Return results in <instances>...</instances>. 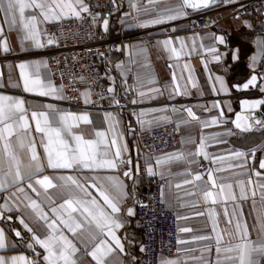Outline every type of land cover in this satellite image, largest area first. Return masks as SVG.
I'll return each instance as SVG.
<instances>
[{
    "label": "crops",
    "instance_id": "1",
    "mask_svg": "<svg viewBox=\"0 0 264 264\" xmlns=\"http://www.w3.org/2000/svg\"><path fill=\"white\" fill-rule=\"evenodd\" d=\"M90 2L91 0H84L87 6ZM121 2L123 3L122 9H119V2L115 0L99 17V26L102 31L109 32L113 36L121 34L130 36L122 48L113 52L109 57L119 77L114 83L108 81V89H113L111 94L119 101V104L116 103V109L103 111L71 109L67 105L64 89L62 94L65 99H56L53 96L42 97L24 91V81L19 68L21 63L29 65L26 72L34 75L38 71L45 82L50 77L55 87L60 89L61 85L53 81L48 65L44 66V63L47 64V59L41 50L45 46L38 48L34 41L24 40L25 33L22 25L18 21L10 28L3 19V12H0V26L4 29L3 39H0V57L11 54L18 57L15 60L8 59L4 62L0 59V95L24 100L29 118L32 111H46L47 109L42 106L48 104L77 115L86 113L90 116L91 124L81 122L78 128L73 129L75 133L83 134L88 139L102 140L101 147L108 144L111 152H114L116 147V145H111L113 138L116 139L117 145H127V151L123 153V156L131 160L129 163L132 172L131 179L118 173L117 169L98 172L84 169L76 172L46 168L39 177L48 175L57 184L60 182L56 180V177L60 175L93 176L101 183H106L107 178L111 177L127 186L125 191L128 196L120 202V216L127 223L117 230V234L121 236L128 255L110 257L109 264H138L136 259L141 254V234L134 225L137 207L131 198V191L143 192L146 176L166 179L163 198L168 207L177 210L180 241H184V243H179L178 254L162 256L159 264L165 260L176 259L185 261V264H236L234 259L226 258L227 256L235 257L236 253L225 252L226 247L235 246L240 242L237 239L238 232L235 227L237 216L234 215V209L239 213L241 222L246 224L251 239L257 243L264 240V232H258L259 226L264 224V188L261 187L264 185V169L258 167L259 163L264 160V113L262 112L264 104L254 108L250 106L254 101L264 100V92L258 90L259 77L256 73L262 60L260 53L264 50L263 35L258 30V24L251 18H234L232 13L235 8L229 5L231 3L228 0H221L215 5L217 9L211 17L215 31L203 29L195 32L188 30V14L185 8L181 9V0H154L152 3L149 0H121ZM170 9L172 12L182 10L186 15L163 24L150 23L158 16L172 14L169 12ZM73 18L76 16L68 15L60 20ZM104 19L108 20L107 30L103 27ZM57 21L42 22L38 25V38L44 45L48 41L47 27ZM144 24L148 26H142ZM140 34L151 36L154 42L152 44L143 43L139 38ZM226 35H229V38ZM220 36L224 37L225 44L218 42L217 38ZM166 39L172 40V47L179 55L163 46L162 42ZM4 40H7L11 48L9 53L2 51ZM181 41H183V46H181ZM211 48L218 49V52L209 51ZM237 49L239 50L238 60L233 58ZM224 53L227 55H222L220 61L214 59L216 55ZM253 57H256L255 61ZM37 61L41 62L38 69L34 63ZM252 75L258 77L256 85L244 89L243 84ZM216 77L223 78V87ZM176 85L180 86L179 89H176ZM153 89H158L159 92L152 91ZM141 92L144 93L143 96L140 95ZM82 95L84 104L90 105L91 97L86 88L83 89ZM86 99L88 103H85ZM245 101L249 104L246 105ZM187 108H191L198 119L194 120L189 117ZM140 113L144 115L141 116ZM49 114L52 115L51 112ZM238 116L241 118L239 121L241 125L246 123L251 125L249 131L236 127ZM214 119L217 120L216 124L211 123ZM172 120L179 125L182 144L176 149L147 157L145 160L146 173H143L139 161L135 159L139 151L137 133ZM257 120L261 123L257 124ZM34 123L30 118L32 128L29 129L27 135L23 136L24 147L20 146L17 139L20 135L19 131L10 138L13 149L24 163L28 162L30 155L27 147L29 135L37 140V151L43 155V148L38 143L40 134L34 131ZM97 131L104 132L105 136L96 137ZM202 140L205 143L208 158L199 155L190 156V153L198 150ZM0 147H2V142H0ZM254 148L258 151L255 161L248 154L246 167L230 166L239 163L233 155L235 152H245ZM180 153L184 154L183 159L168 158ZM158 159L162 163L157 164ZM148 167H152L154 175L148 173ZM209 170H212V176L215 177L217 185H225L223 192L219 187L212 186L208 177ZM256 171L261 172L260 177L255 176ZM195 174H200L203 179L195 181ZM249 178L251 183L248 182ZM185 180H193V183L185 184ZM240 181L245 182L246 199L239 198ZM32 183L35 184L34 181ZM228 184L232 185L231 192L236 196L235 200L229 195ZM20 187L25 191L19 192L16 188H12L0 193V209H3L5 203L14 208L11 213L5 212V215H10L12 219L0 220V227L5 229L6 242L9 245L16 244L15 248L0 250V255L5 257L25 255L29 260L36 261V264H47L42 258L46 254L43 248L35 245V252H33L25 247V242L33 243V240L31 234L23 230L19 220L22 217L37 230L38 235L43 236L45 232L43 222H39L35 213L27 206L30 199L36 200L52 218L50 207L59 205L71 193L60 187L49 189L45 193L43 188L35 185L40 193L37 196L27 188L26 184H21ZM205 190L214 193L215 203L205 199L203 195ZM89 191L99 197L95 188L89 187ZM253 191L255 196L252 195ZM48 196H51V201ZM128 208H133L135 215L127 216L125 213ZM229 220L232 223H228ZM10 228L21 230L24 241H20L14 231L9 230ZM182 229H190V231H182ZM64 234L81 249L77 253L80 257L78 264H94L89 256L82 255L84 249L79 243L81 240L87 242V232H78L73 237L65 229ZM217 235L221 240L219 253L216 251ZM201 236H208L211 239H198ZM253 258L258 259L255 255Z\"/></svg>",
    "mask_w": 264,
    "mask_h": 264
},
{
    "label": "snow or ice",
    "instance_id": "2",
    "mask_svg": "<svg viewBox=\"0 0 264 264\" xmlns=\"http://www.w3.org/2000/svg\"><path fill=\"white\" fill-rule=\"evenodd\" d=\"M149 2L152 3L154 0H149ZM213 2L214 0H182L181 9L185 7L194 9L207 8ZM228 2L231 3L233 0H228ZM26 11L28 12L27 16ZM89 11L90 9L84 3V0H0V12L4 13V21L9 24L10 28L15 26L19 21L25 33L23 39L34 41L35 46L38 48L45 46L38 38V25L40 23L57 21L68 15H74L79 18L81 12L87 13ZM169 12H172V10L170 9ZM182 15H186V13L182 10H176L172 14L158 16L151 20L150 23L154 25L163 24L166 21L179 19ZM108 26V20L104 19V29L107 30ZM142 26L147 27L148 24ZM3 31V27L0 26V39H3ZM217 39L220 44H225L223 36ZM47 43L53 44L55 41L50 38ZM172 43L171 39H166L162 42L163 46L168 48L169 51L179 55L176 49L172 47ZM181 46H183V41H181ZM2 51L3 53L11 51L7 40H4ZM209 51L218 52V49L211 48ZM238 53L239 50H235L233 58L236 60L239 59ZM222 55L226 56L227 54H218L214 59L220 61ZM260 55L264 58V50L261 51ZM255 59L256 57H253L254 61ZM34 63L37 69L41 66V62L39 61ZM44 66L47 67V64L44 63ZM261 66L264 67V64ZM19 68L21 69V76L24 81V91L35 93L42 97L53 96L56 99H65L62 94L63 87L61 86L60 89L55 87L50 77L45 82L38 71L34 75L26 72L25 70L29 68V65L25 63H21ZM257 79L256 75H252L242 87L247 89L249 86H255ZM216 80L220 82L221 87L224 86L222 77H216ZM261 82L264 83V80H261ZM179 87V85H176V89H179ZM193 87H195V84H193ZM108 91L111 92L113 89L110 88ZM152 91L159 92L158 89H153ZM261 91H264V89H261ZM140 95L143 96L144 93L141 92ZM113 100L119 104V101L115 100V97H113ZM88 102L86 99L85 103ZM132 103H136V101H132ZM244 103L246 105L249 104L248 101ZM261 104H264V100L254 101L250 106L254 108ZM24 105L25 102L22 99L0 95V142H2V147H0V193L12 188H16L19 192H24L25 189L20 187L21 184H26L27 188L36 193L37 196L40 193L37 191L35 185L43 188L45 193L49 189L57 187L67 189L71 193L62 203L50 207V211L53 214L52 218H50L49 212L45 211L36 200L30 199L27 206L35 213L37 220L43 222L45 232L43 236L38 235L37 230L21 217L19 223L23 226V230H26V233L31 234L33 240V243L25 242V247L31 249L33 252H35V245L43 248L46 254L42 258L47 264H78L80 257L77 256V253L81 249L64 234V230L66 229L73 237L78 232H87V242L81 240L79 243L83 245L84 251L82 255L89 256L94 261V264H109L110 257L128 255L121 236L117 234V230L123 228L125 223H127L120 216V202L128 196V193L125 191L127 186L123 182L111 177L107 178L106 183H101L93 176L76 177L72 175H60L56 177V180L60 182L57 184L48 175H43L42 178H39L46 168L76 172H81L84 169L91 172L115 170L118 168V165L131 163V160H127L123 156V153L127 151V145H117L116 139L113 138L111 145H116L114 152L110 151V145L108 144H104L102 148V140L88 139L83 134H77L73 131V129L79 127L81 122L91 124L92 121L88 114L77 115L57 109L53 105L48 104L42 106L47 109L46 111H32L30 113L31 121L35 122L34 131L40 134L38 143L43 148V155L37 151V140L29 135L27 147L30 150V155L28 162L24 163L13 149L10 141V138L19 131L20 135L17 139L20 146L24 147L23 136L27 135L29 129L32 128L28 110ZM173 111H176V109H173ZM186 111L189 117L194 120L198 119L191 108H187ZM50 112L52 115L49 114ZM139 115L143 116L144 113H140ZM240 119L238 116L236 127L241 128L243 131H249L251 125L247 123L241 125L239 123ZM211 123L216 124L217 120L214 119ZM256 123L259 124L261 121L257 120ZM95 136L103 138L105 133L97 131ZM189 155L192 157L199 155L208 158L204 141H201L196 152H192ZM233 155L239 163L230 165L231 167L247 166L248 153L241 151L235 152ZM168 158L183 159L184 154L180 153ZM156 163L160 164L162 161L158 159ZM258 167L259 169H264V160L259 163ZM147 171L150 174H155L152 167H148ZM124 176L131 179V170L125 171ZM255 176L260 177L261 172L256 171ZM208 177L212 186L219 187L220 191L223 192L225 185L216 184L215 177L212 176V170H209ZM202 179L203 177L200 174L194 175L195 181ZM90 181L91 184H89ZM248 182L251 183L250 178ZM184 183H193V180H185ZM239 183V198L246 199L245 182L240 181ZM89 187L95 188L99 193V197L94 196L89 191ZM177 187H180V185H177ZM261 187L264 188V185H261ZM227 188L229 189V195L235 200L236 196L231 192L232 185L228 184ZM203 195L206 200H211L213 203L216 202L212 191L205 190ZM252 195L255 196L254 191ZM48 199L51 201V196H48ZM13 211V206L5 203L3 209H0V220H11L12 217L5 215V212L11 213ZM125 214L127 216L135 215L134 209L128 208ZM234 215L237 216L235 227L238 232L237 239L240 242L235 246L225 248L226 253H236L235 257L227 256L226 258L229 260L234 259L236 264H260V261L264 260V240L260 243L252 240L246 224L241 222L236 209H234ZM228 223H232V221L229 220ZM254 227L256 226L254 225ZM9 230L14 231L15 236L21 237V240L24 241L21 230H15L14 228H10ZM182 231H190V229H182ZM258 232H264V224L259 226ZM198 239L208 240L211 237L201 236ZM6 241L5 229L4 227H0V250L16 247L15 243L9 245ZM180 243H184V241L181 240ZM220 243V236L217 235V253L220 251ZM254 255L258 259H254ZM0 264H36V261L29 260L25 255H14L11 257L0 255ZM162 264H185V261L179 259L165 260L162 261Z\"/></svg>",
    "mask_w": 264,
    "mask_h": 264
},
{
    "label": "built area",
    "instance_id": "3",
    "mask_svg": "<svg viewBox=\"0 0 264 264\" xmlns=\"http://www.w3.org/2000/svg\"><path fill=\"white\" fill-rule=\"evenodd\" d=\"M115 0H91L90 11L82 12L79 18L64 19L47 27V38L55 41L46 43L41 53L47 59L53 81L65 91L67 105L71 109H93L98 111L116 109L113 95L108 91L110 81L118 80L116 67L109 57L120 50L130 36H113L102 31L99 17ZM119 2L122 9L123 3ZM182 2V0H181ZM235 8L232 16L236 19L251 18L258 24V30L264 39V0H234L229 4ZM217 6L192 10L185 7L188 14V30L195 32L203 29L215 31L211 22ZM229 38V35H226ZM140 40L152 44L154 38L140 34ZM17 55H1L2 62L17 59ZM264 58L260 61L256 73L259 77L258 90L264 89ZM89 91L90 105L83 102V89ZM264 92V91H263ZM116 100V99H115ZM139 151L135 159L139 161L141 171L146 173L145 160L156 153L173 150L182 144L179 125L172 120L137 133ZM253 161L257 159L256 148L245 151ZM254 154V155H253ZM127 159V158H125ZM129 160V159H127ZM129 164L118 165V173L129 171ZM166 179L147 177L145 189L141 193L131 191V198L137 207L135 227L141 234V254L138 264H159L162 256L179 253L180 227L177 210L168 207L163 198ZM21 241V237H19ZM264 264V260L260 261Z\"/></svg>",
    "mask_w": 264,
    "mask_h": 264
},
{
    "label": "water",
    "instance_id": "4",
    "mask_svg": "<svg viewBox=\"0 0 264 264\" xmlns=\"http://www.w3.org/2000/svg\"><path fill=\"white\" fill-rule=\"evenodd\" d=\"M221 2V0H214V2L209 6V7H211V6H215V5H217V4H219ZM189 9H192V10H196V9H194V8H191V7H188ZM201 9V8H200ZM262 112L264 113V108L262 109Z\"/></svg>",
    "mask_w": 264,
    "mask_h": 264
}]
</instances>
